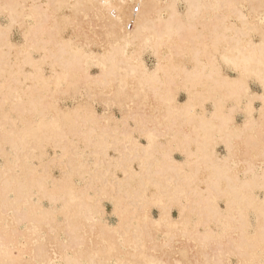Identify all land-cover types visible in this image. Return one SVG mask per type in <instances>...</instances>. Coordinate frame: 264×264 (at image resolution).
<instances>
[{
  "label": "bare ground",
  "instance_id": "1",
  "mask_svg": "<svg viewBox=\"0 0 264 264\" xmlns=\"http://www.w3.org/2000/svg\"><path fill=\"white\" fill-rule=\"evenodd\" d=\"M262 124L264 0H0V264H264Z\"/></svg>",
  "mask_w": 264,
  "mask_h": 264
},
{
  "label": "rangeland",
  "instance_id": "2",
  "mask_svg": "<svg viewBox=\"0 0 264 264\" xmlns=\"http://www.w3.org/2000/svg\"><path fill=\"white\" fill-rule=\"evenodd\" d=\"M67 34V35H66ZM71 34V31L70 30H68L66 33H65V36H66V38H68V36ZM14 37V38H13ZM12 39L14 40V42H19L20 40H21V37H20V35L18 34V32H14L13 33V36H12ZM257 40V39H256ZM145 60H146V62H147V65H148V67L150 68V69H152V66H153V62H154V59H153V57L151 56V55H145ZM92 72L93 73H96L97 71L96 70H92ZM225 73H227V75L228 76H230V77H232V78H235L236 77V75L234 74L235 72H233V71H231V70H227ZM249 85H250V87H251V91L255 94V95H257V96H260L261 94H262V91H261V88L259 87V85H257L256 83H254V82H252V81H250L249 82ZM105 94L106 93H101V94H99V95H101L100 97L98 96V100L99 99H106L107 97L109 98V95L107 96H105ZM103 95V96H102ZM104 97V98H103ZM185 99H186V96L184 95V94H180L179 95V97H178V100H179V102H181V103H183L184 101H185ZM73 99H70V98H67V99H65V101H64V103L62 104V106L65 108V109H67V110H72V107L74 106V104L76 103V102H74V101H72ZM260 106H261V104H260V102L259 101H256L255 102V108L256 109H259L260 108ZM96 110H97V112L98 113H102L103 111V106H101V104L99 103L97 106H96ZM113 110V112H114V115L116 116V118L117 119H121V116H122V114H121V110H119L118 108L116 109V108H113L112 109ZM206 112L208 113V112H210L211 111V107L209 106V105H207L206 106ZM121 115V116H120ZM243 120H244V117H243V115H237L236 116V121L239 123V124H241L242 122H243ZM130 124H132V122L130 121L129 122ZM262 127H264L263 126V124H262ZM262 127H260L261 129L259 130V133L262 131L263 133H264V131H263V129L264 128H262ZM261 134V133H260ZM264 135V134H263ZM262 136V135H261ZM264 137V136H263ZM264 139V138H263ZM137 141H139L142 145H145L146 143H145V139H142V138H138L137 139ZM113 151L111 150L110 152H109V154H110V156L112 157V158H116L117 157V154L116 153H112ZM216 152H217V154H218V156L220 157V158H224L225 157V154H226V152H225V150H224V148L223 147H218L217 148V150H216ZM50 154H51V156H53V152L52 151H50ZM223 155V156H222ZM174 158L177 160V161H182L183 160V156L182 155H180V153H175L174 154ZM134 167H135V169H138L137 168V165L135 164L134 165ZM53 175L56 177V178H59L60 177V171L57 169H55V171H53ZM121 178H122V176H120ZM76 180V184H77V186L78 187H80L81 185H83V182L82 181H80V179H75ZM78 181V182H77ZM221 203V202H220ZM47 204V203H46ZM103 205H104V209H105V211H106V215H107V217H106V219H107V222L109 223V224H111V225H113V224H115V222H116V218H115V216H113L112 215V210H113V208H112V203L110 202V201H104L103 202ZM220 206H221V208H224V205L221 203V204H219ZM152 214H153V216L155 217V218H157V216H158V211H156V209L155 210H152ZM175 216V218H177V216H178V212H177V210L176 209H174L173 211H172V216ZM173 216V217H174ZM252 220H251V222H253L254 223V220H253V218H251ZM235 262V260H233V263Z\"/></svg>",
  "mask_w": 264,
  "mask_h": 264
}]
</instances>
